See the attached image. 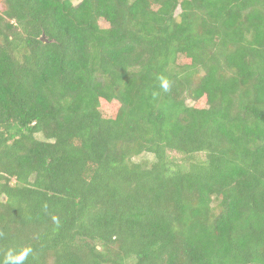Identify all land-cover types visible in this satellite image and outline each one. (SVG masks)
Here are the masks:
<instances>
[{
	"label": "trees",
	"instance_id": "obj_1",
	"mask_svg": "<svg viewBox=\"0 0 264 264\" xmlns=\"http://www.w3.org/2000/svg\"><path fill=\"white\" fill-rule=\"evenodd\" d=\"M24 248L264 264V0H0V261Z\"/></svg>",
	"mask_w": 264,
	"mask_h": 264
},
{
	"label": "clouds",
	"instance_id": "obj_2",
	"mask_svg": "<svg viewBox=\"0 0 264 264\" xmlns=\"http://www.w3.org/2000/svg\"><path fill=\"white\" fill-rule=\"evenodd\" d=\"M30 252L31 248H24L15 254L12 250H9L5 259L0 261V264H23V261L28 257Z\"/></svg>",
	"mask_w": 264,
	"mask_h": 264
},
{
	"label": "rangeland",
	"instance_id": "obj_3",
	"mask_svg": "<svg viewBox=\"0 0 264 264\" xmlns=\"http://www.w3.org/2000/svg\"><path fill=\"white\" fill-rule=\"evenodd\" d=\"M80 0H72L73 4L78 3ZM137 162H141L144 166L148 165L153 160V155L150 153H142L133 158Z\"/></svg>",
	"mask_w": 264,
	"mask_h": 264
},
{
	"label": "water",
	"instance_id": "obj_4",
	"mask_svg": "<svg viewBox=\"0 0 264 264\" xmlns=\"http://www.w3.org/2000/svg\"><path fill=\"white\" fill-rule=\"evenodd\" d=\"M41 40H42V41H46L45 38H44L43 36L41 37Z\"/></svg>",
	"mask_w": 264,
	"mask_h": 264
}]
</instances>
